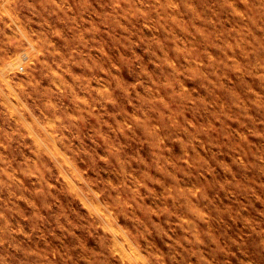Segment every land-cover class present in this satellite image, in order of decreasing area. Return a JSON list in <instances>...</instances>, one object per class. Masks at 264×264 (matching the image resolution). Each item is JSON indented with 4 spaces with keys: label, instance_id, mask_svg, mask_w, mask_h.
Masks as SVG:
<instances>
[{
    "label": "clouds",
    "instance_id": "obj_1",
    "mask_svg": "<svg viewBox=\"0 0 264 264\" xmlns=\"http://www.w3.org/2000/svg\"><path fill=\"white\" fill-rule=\"evenodd\" d=\"M221 9L229 19L228 26L205 31L203 24L215 26L219 21L211 17L205 19L195 11L196 19L203 23H193L191 29L185 28L179 19L182 10L180 0H3L0 4V170L4 171H0V181L7 194L12 193L11 199L7 196L5 200L8 207L14 208L20 203L19 197L24 195L40 204L37 197L23 191L18 182L30 179L25 176L28 170L36 173L40 187L47 192L49 181L57 184L58 188L67 187L64 179L58 180L61 172L73 178V168L78 167L82 172L87 169L86 179L90 176L92 165H117L122 179L127 182V189L120 187L118 191H113L105 184L89 186L77 181L84 199L99 205L103 213L100 216L90 215L79 206L78 210L85 218L82 226H94L92 235L99 238L100 246L88 249L80 244L81 251L77 256L69 251L41 253L22 248L17 238L27 233L19 226L6 223L9 220L6 213L10 212L3 205L0 211L4 217V227L0 229V264H183L185 253L190 251L183 243H172L170 253L148 245L159 223L157 217L138 206L135 192L129 191L139 185L130 176L124 175L125 172L131 173L130 169L134 167L130 158L123 155L124 142L139 140L150 145L155 160L140 161L138 158L136 164L145 168L155 164L161 173L176 178L174 189L182 185L183 175L180 173L191 168V153L183 162L170 160L166 155L169 137L162 134V129H177L175 137L180 136L185 142L191 140L190 147L195 149L194 136L197 134L183 106L191 108L197 103V98L193 97L185 81L200 79L216 85L222 69H232L237 65L247 67L264 56V0H222ZM216 15L214 12L213 16ZM77 17L79 23H73L72 27L92 33L88 35L90 43L85 44V48H106L110 53L113 46L126 50L130 42H139L138 38L145 36V29L158 31L162 28L181 56L179 60L169 56L165 52V40H152L149 45L155 44L158 49L154 52L156 60L169 78H153L152 73L136 61L141 79L132 82L136 87L126 94L117 89V83L112 78L120 76V72L113 67L115 64L122 68L120 58L114 59L111 55L109 59L107 53L102 56L100 51L95 55L93 53L102 68L107 70L102 78L108 81L116 99L118 95H123L128 104L135 102L138 106L136 111L126 113L123 119L119 113L107 112L108 115L111 113L115 124L106 118L105 113L99 122L91 118L85 122L73 120L61 104L62 92L53 89L45 93L43 86H33L39 76L38 56L42 39L52 37L58 29H64L65 35L71 36L67 23L58 21H72ZM86 18L88 22H84ZM33 24L39 25V30ZM176 27L193 38L201 37L211 46L223 49V58L217 59L210 50L196 52L183 40L177 42ZM92 68L90 75H101V68L95 64ZM193 69L201 75L194 78ZM56 70L61 71L59 65H56ZM255 75L264 76V64L256 66ZM56 82L60 84L59 80ZM79 87L76 85L75 90L78 91ZM142 87L146 89V95L141 93ZM63 91L71 98L73 90ZM89 98L92 99L91 96ZM189 133L193 136L190 137ZM199 138L204 141L203 137ZM101 146L102 151L99 150ZM21 148L27 152H20L22 159L17 160L14 153ZM101 156L107 159V163H101ZM154 178L160 180V177ZM139 179L153 188L152 180ZM94 192H104V195L97 199ZM109 193L112 199H109ZM55 195L60 196L59 190L55 191ZM173 196H177V192L174 191ZM188 198H191L190 195ZM49 202L55 204L50 197ZM122 213H126L129 219H125ZM61 223L67 224V221ZM68 227L64 230L66 234ZM190 244H196V241L192 240ZM202 259L212 264L208 256L203 255ZM247 264H252V261Z\"/></svg>",
    "mask_w": 264,
    "mask_h": 264
},
{
    "label": "rangeland",
    "instance_id": "obj_2",
    "mask_svg": "<svg viewBox=\"0 0 264 264\" xmlns=\"http://www.w3.org/2000/svg\"><path fill=\"white\" fill-rule=\"evenodd\" d=\"M180 2L182 10L179 19L185 28L191 29L193 23H203L196 19L195 11L205 19L211 17L219 21L215 26L211 23L203 24L205 31L213 27H227L229 24V19L221 9L222 0ZM2 3L3 0H0V4ZM214 12L218 15L213 16ZM84 22H88L87 18ZM58 23H67L71 36L65 35L64 29H58L52 37L42 39L38 56L39 76L33 86H43L45 93L53 89L62 92L61 104L73 120L85 122L91 118L99 122L105 113L106 118L115 124L111 113H119V117L123 119L126 113L134 112L138 107L135 102L128 104L123 95H118L116 99L115 93L108 87V81L102 78L107 70L102 68L100 61L94 56L95 52L100 51L102 56L107 53L109 59L111 55L114 59L120 58L122 68L113 65L120 72V76L112 78L117 83V89L126 94L129 89L136 87L132 82L141 79L136 61L146 67L153 78H169V74L156 60L154 52L158 49L155 44L149 45L152 40H165V52L181 59L175 47L168 41L169 34L162 28L158 31L145 29V36H140L139 42H130L126 50L113 46L110 53L106 48H85V44L90 43L88 35L92 33L87 29L79 31L72 27L73 23H79V17L67 22L60 20ZM33 27L39 30V25L33 24ZM174 32L177 42L183 40L187 47L196 52L210 50L217 59L223 58L224 50L211 46L203 38H193L179 27ZM92 64L101 68V75H90L93 72ZM258 64H264V56L257 62L249 63L247 67L237 65L232 69H222L216 85L200 79L185 81L193 97L197 98V103L191 108L183 106V111L192 119L191 126L197 134L194 136L195 149L190 147L191 140L185 142L182 137H175L177 129H162V134L169 137L166 155L170 160L183 162L191 153L192 166L186 172L180 173L183 180L180 181L182 185L178 189L173 188L176 178L161 173L155 164L150 168L136 164L138 158L140 161L155 160L150 145L139 140L124 142L123 155L129 157L134 165L130 169L132 172H125L124 175L130 176L139 185L129 191L135 192L138 206L157 217L159 223L157 229L153 230L148 245L170 253L172 243H183L190 250L185 253L183 264H209L202 259L203 255L211 258L212 264H247L248 261H252V264H264V76L255 75ZM56 65H59L61 71L56 70ZM193 73L194 78L201 75L195 69ZM57 80L60 81L59 85ZM76 85L80 86L78 91L75 90ZM64 89L73 90L71 98ZM140 91L147 94L143 87ZM80 105L83 107H79ZM107 112L111 113L108 115ZM189 135L193 136L192 133ZM200 136L204 141L200 140ZM99 150L102 151L103 147ZM20 152L26 153L27 150L17 149L14 153L17 160L22 159ZM101 163H107L103 156ZM87 171L73 168L74 179L61 172L58 180L64 179L67 187L58 188L57 184L49 181L48 191L45 192L40 187L41 182L36 173L28 170L25 176L30 179L25 178L18 182L22 185V190L37 197L40 204L24 195L19 197L20 203L14 208H9L5 201L7 196L11 199L12 193L7 194L3 182L0 181V211L4 205L10 212L6 213L9 218L6 223L13 227L19 226L27 233L17 238L22 248L41 253L69 251L77 256L81 251L78 247L80 244L88 249L100 246L99 238L92 235L94 226H82L85 218L78 209L80 206L90 215L97 216L103 215L102 209L84 199L77 181L89 186L105 184L113 191H118L120 187L127 189V182L122 179L117 165H92L90 176L85 179ZM138 177L152 180L153 188L145 185ZM154 177H160V180ZM56 190H59L60 196L55 195ZM174 191L177 196H173ZM93 194L99 199L104 192ZM108 195L112 199L111 194ZM49 197L55 204L49 202ZM122 215L129 219L126 213ZM2 219L4 217L0 215V229L4 227ZM105 219L111 220L112 217ZM65 220L67 224L61 223ZM124 222L127 223L126 220ZM66 227L67 234L64 232ZM192 240L196 244H190Z\"/></svg>",
    "mask_w": 264,
    "mask_h": 264
}]
</instances>
